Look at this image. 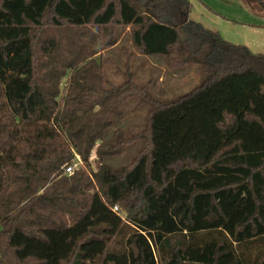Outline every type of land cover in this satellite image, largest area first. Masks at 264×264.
<instances>
[{
	"label": "trees",
	"instance_id": "16d2710c",
	"mask_svg": "<svg viewBox=\"0 0 264 264\" xmlns=\"http://www.w3.org/2000/svg\"><path fill=\"white\" fill-rule=\"evenodd\" d=\"M190 10L0 0V264H264V54ZM126 27L139 53L196 66L199 84L156 99L131 78L132 53L130 76L108 82L99 52ZM132 97L145 126L112 130ZM136 142L130 163H107ZM76 154L85 167L65 176Z\"/></svg>",
	"mask_w": 264,
	"mask_h": 264
},
{
	"label": "rangeland",
	"instance_id": "374dc122",
	"mask_svg": "<svg viewBox=\"0 0 264 264\" xmlns=\"http://www.w3.org/2000/svg\"><path fill=\"white\" fill-rule=\"evenodd\" d=\"M213 7H221L226 13H235L239 19L248 21L249 25H244L232 20L215 17L217 14L208 10L202 0H190L194 6L189 15L192 20L202 23L206 28L217 27L222 29L223 37L233 43L246 45L256 54H264V14L247 7L245 0H204ZM207 18L216 19V22ZM212 23V24H211ZM256 25V26H254ZM262 25V26H261ZM132 53L130 59L131 78L137 83L150 81L149 91L151 95L160 100L174 98L180 94L190 91L199 84L201 73L196 66L173 67L165 62L163 56L142 55L131 45L130 27L119 31L118 41L115 45L102 49L98 58L102 62V72L105 79L114 85L124 82L128 75L126 63L128 54ZM68 81L64 79V83ZM122 115L114 118L112 128H122L126 132H136L145 126L147 104H137L136 98H129L120 108ZM109 131V135L111 134ZM139 149V142L126 148L120 155L107 160L113 167H121L130 163ZM95 154L91 157V168L88 171H96ZM85 167L81 160L80 167ZM68 176V175H65ZM124 217L125 213H121ZM114 245V244H113ZM121 248V243L117 244ZM255 253V250H254Z\"/></svg>",
	"mask_w": 264,
	"mask_h": 264
},
{
	"label": "crops",
	"instance_id": "0c3cea01",
	"mask_svg": "<svg viewBox=\"0 0 264 264\" xmlns=\"http://www.w3.org/2000/svg\"><path fill=\"white\" fill-rule=\"evenodd\" d=\"M190 1V0H189ZM203 1V3H204V5L207 7V9L208 10H211V11H213V12H215L217 15L215 16V17H220V18H223V19H227V20H232V21H235V22H238V23H243L244 25H249L250 23L248 22V21H245V20H242V19H239L240 17H238V15L237 14H235V13H225L224 11H223V9H221V7H219V6H217V7H213L212 5H209L208 3H207V1H204V0H202ZM192 5V4H191ZM247 7L249 8V5H247ZM194 9V6H191V10H190V14L192 13V10ZM250 9H252V8H250ZM253 11H254V9H253ZM190 17V16H189ZM207 19H209V21H212V22H216L217 20V18L216 19H213V18H207ZM212 24V23H211ZM254 26H256V25H254ZM262 26V25H261ZM208 28L209 29H212V30H215V31H218V32H220L221 34H223L222 33V29H220V28H217V27H211V25L210 26H208ZM224 36V35H223ZM229 41V40H228ZM250 48V47H249ZM251 49V48H250Z\"/></svg>",
	"mask_w": 264,
	"mask_h": 264
},
{
	"label": "built area",
	"instance_id": "2783aa9c",
	"mask_svg": "<svg viewBox=\"0 0 264 264\" xmlns=\"http://www.w3.org/2000/svg\"><path fill=\"white\" fill-rule=\"evenodd\" d=\"M80 163L81 158L79 157V155L76 154L73 161L63 167V173L65 175H70L74 173L80 167ZM113 210H118L117 206H114Z\"/></svg>",
	"mask_w": 264,
	"mask_h": 264
}]
</instances>
